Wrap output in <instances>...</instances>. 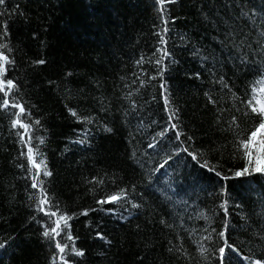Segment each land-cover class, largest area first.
I'll return each mask as SVG.
<instances>
[{
    "label": "trees",
    "instance_id": "16d2710c",
    "mask_svg": "<svg viewBox=\"0 0 264 264\" xmlns=\"http://www.w3.org/2000/svg\"><path fill=\"white\" fill-rule=\"evenodd\" d=\"M262 33L264 0H4L0 264L264 263Z\"/></svg>",
    "mask_w": 264,
    "mask_h": 264
},
{
    "label": "snow or ice",
    "instance_id": "6c2138e0",
    "mask_svg": "<svg viewBox=\"0 0 264 264\" xmlns=\"http://www.w3.org/2000/svg\"><path fill=\"white\" fill-rule=\"evenodd\" d=\"M4 0H0V4H3ZM160 3H164V0H160ZM262 35H264V33H262ZM0 47H3V45H0ZM8 61V57L6 55H4L2 52H0V76H3V74L6 72V66L4 62ZM38 63H44L43 60L38 61ZM157 63H160V61H157ZM7 86L9 89H12L15 87L14 82L12 80H7L6 81ZM3 85H4V81L0 80V91H3ZM261 91H264V88L260 89ZM257 103H259V101H257ZM166 104H167V100H166ZM8 106V101L4 100L3 104L0 105V107H7ZM13 107L19 108V113L17 114L18 118L17 120H15L13 122V126L15 127L16 125H20L21 127H23L26 131L30 128V125L27 124H21V121L19 119V115L23 114L25 112V109L23 107V105L21 104H13ZM252 112H258V114L262 117L261 121H260V128H264V104H261V106L259 107V109H257L256 107H252ZM71 111V110H70ZM175 113H173L172 115H174ZM72 115H76L75 111H72ZM172 115H170L169 119H172ZM235 119V118H234ZM37 124L39 123V121L36 122ZM172 128H175L176 125L172 124L171 125ZM161 135H163V133H161ZM253 135H255V133H253ZM177 139H179V133H177ZM40 142H43V138H41ZM241 144L243 146V148L245 149L244 151V156L247 158V162H248V166L245 167L243 170L236 172L237 176L240 175H244V174H251L252 172L254 173H259V174H264V156H261L260 159L256 162L253 163V157L251 155V151H250V146H251V141L250 140H244L241 141ZM151 147V145H150ZM32 148L29 147L28 152H29V160L31 163H33L35 165V160L33 159L31 153H32ZM185 151H187V149H185ZM169 159H171V157H169ZM193 159H196V156L193 155ZM41 163H43V161H41ZM167 163V161H165V164ZM36 167H39V165H35ZM206 166V165H205ZM161 168L164 167V165L162 164L160 166ZM45 175H51L50 172H45ZM37 184L34 182L33 183V187H36ZM123 196H126V192L121 189L120 193H116L113 194L109 197H107L105 200L100 201V203H109V202H118ZM49 203V200L46 196V194L44 195V198H42L39 201V205L38 207H40L41 211H45L44 209V205H47ZM46 215H49V217H53L56 216V212H45ZM86 214V213H85ZM71 219V217H66L65 215H61L59 217L58 220L55 221L56 226L50 229H46L44 232V236L45 237H49L52 238L53 234L55 235H59L60 233L57 231L58 229H60V221H64L65 225L67 224V220ZM221 237L224 238V232H221ZM69 239H71V236L68 237ZM0 247H3L2 244H0ZM65 247H67V245H61L60 242H56V248L59 250L60 253H64ZM228 248H231V245H227ZM73 251L76 252L77 255H83L82 251H78L73 249ZM219 252L222 254V256L225 254L226 252V248L225 247H221L219 249ZM60 259L63 260V256H60ZM65 264H67V262L65 261ZM256 264H261L260 261H257Z\"/></svg>",
    "mask_w": 264,
    "mask_h": 264
},
{
    "label": "rangeland",
    "instance_id": "374dc122",
    "mask_svg": "<svg viewBox=\"0 0 264 264\" xmlns=\"http://www.w3.org/2000/svg\"><path fill=\"white\" fill-rule=\"evenodd\" d=\"M259 103L258 104V109L261 106V104H264V91L261 92L260 98L258 99ZM255 137L252 135V140H251V149L254 150L255 152L259 153L260 155H263L264 153V147H257L254 143Z\"/></svg>",
    "mask_w": 264,
    "mask_h": 264
},
{
    "label": "bare ground",
    "instance_id": "6f19581e",
    "mask_svg": "<svg viewBox=\"0 0 264 264\" xmlns=\"http://www.w3.org/2000/svg\"><path fill=\"white\" fill-rule=\"evenodd\" d=\"M255 140L254 143L257 147H264V128H258L255 131Z\"/></svg>",
    "mask_w": 264,
    "mask_h": 264
}]
</instances>
